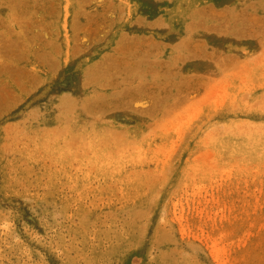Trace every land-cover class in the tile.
<instances>
[{"label":"rangeland","instance_id":"374dc122","mask_svg":"<svg viewBox=\"0 0 264 264\" xmlns=\"http://www.w3.org/2000/svg\"><path fill=\"white\" fill-rule=\"evenodd\" d=\"M0 264H264V0H0Z\"/></svg>","mask_w":264,"mask_h":264},{"label":"bare ground","instance_id":"6f19581e","mask_svg":"<svg viewBox=\"0 0 264 264\" xmlns=\"http://www.w3.org/2000/svg\"><path fill=\"white\" fill-rule=\"evenodd\" d=\"M10 14V13H9ZM11 15H12V13H11ZM15 15H16V13H15ZM15 15H13V16H15ZM12 17V16H11ZM194 17H195V15H194ZM13 19H16L15 17H12ZM11 20V19H10ZM195 20V19H194ZM202 20V19H201ZM12 21V20H11ZM10 21V22H11ZM15 21V20H14ZM200 21V20H199ZM205 21V20H204ZM205 23V22H204ZM208 23V22H207ZM202 24H203V22H202Z\"/></svg>","mask_w":264,"mask_h":264}]
</instances>
